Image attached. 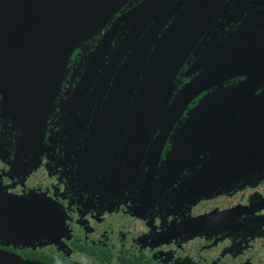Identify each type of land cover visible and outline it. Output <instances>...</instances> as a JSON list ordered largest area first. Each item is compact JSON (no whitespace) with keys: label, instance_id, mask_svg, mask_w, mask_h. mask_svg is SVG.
<instances>
[{"label":"flooded vegetation","instance_id":"obj_1","mask_svg":"<svg viewBox=\"0 0 264 264\" xmlns=\"http://www.w3.org/2000/svg\"><path fill=\"white\" fill-rule=\"evenodd\" d=\"M260 10L264 0H129L73 54L49 110L41 148H21V134L0 112V182L13 196L41 195L58 206L49 236L37 229L22 240L0 235V250L41 264H264V176L226 181L217 189V183L210 185L211 173L222 167L215 163L223 149L206 150V127L193 132L194 118L188 116L205 94L187 104L174 124L168 116L173 100L141 116L143 104L135 100L143 78L139 72L128 87L130 100L109 102L116 74L142 41H149L142 47L148 60L164 33L176 34L177 24L186 28L193 20L200 25L196 37L191 32L177 47L183 62L173 99L188 86L190 73L203 71L204 54ZM113 28L101 69H92L100 41ZM129 33H134L132 43L117 56ZM251 50L259 52L255 46ZM262 93L264 81L252 97L248 94L247 108L262 106L256 98ZM230 119L228 125L221 121L212 127L215 139L245 131L264 148V117L249 112Z\"/></svg>","mask_w":264,"mask_h":264},{"label":"water","instance_id":"obj_2","mask_svg":"<svg viewBox=\"0 0 264 264\" xmlns=\"http://www.w3.org/2000/svg\"><path fill=\"white\" fill-rule=\"evenodd\" d=\"M128 1L0 0V112L10 122L11 128L21 134V148H41L49 110L73 54L98 35ZM195 22L191 20L186 28L182 27V23L177 24L174 35L164 33L157 42L156 53L148 60L142 47L149 41H142L132 50L114 78L109 102L130 100L131 90L128 87L134 86L139 72H143V78L138 82L141 87L135 99L143 104L141 116H150L151 111L162 108L161 104L173 100L172 115L168 116L174 118L169 122L174 124L182 116L186 105L204 93L199 107L188 116L194 118L193 132L203 133L201 125L206 127V150H213L214 147L223 149L221 159L215 163L222 167L211 173L210 185L217 183L213 188L217 189L226 181L264 176V148L261 140L248 137L250 134L246 136L245 131L236 138H232L233 135L227 131L230 138L223 140L215 139L212 134L214 125L221 121L228 125L233 117H246L249 112L259 118L264 117V104L247 108L250 97L264 81V10L249 15L232 35L204 54L203 71L198 76L190 73L188 86L172 99L175 78L183 62L182 55L176 56L177 47L186 42L185 38L191 32L194 33L193 38L196 37L200 25ZM113 31L114 28L100 41L96 51L98 57L92 69H101V59L111 46ZM156 34L155 31L152 39ZM132 37L134 33H129L122 41L117 56L128 49ZM252 46L258 47L259 52L251 50ZM233 79L242 81L233 86ZM87 84L88 80H85L80 88L83 89ZM216 87L219 89L212 91L211 88ZM256 98L262 104L264 94ZM110 107L124 108L118 105ZM204 107V113L199 115V110ZM198 115L200 119L195 120L194 116ZM213 118L221 119L213 121ZM244 149L253 152L239 153ZM211 163L214 164V161ZM203 190L207 193L209 187ZM57 212L58 206L48 198L41 195L13 196L0 182L1 236L22 240L31 236V229H37L40 235L47 237L50 230L56 228ZM0 263L41 264L1 250Z\"/></svg>","mask_w":264,"mask_h":264}]
</instances>
